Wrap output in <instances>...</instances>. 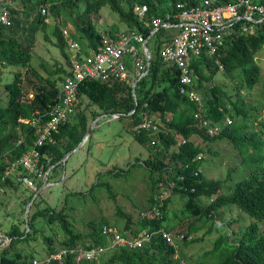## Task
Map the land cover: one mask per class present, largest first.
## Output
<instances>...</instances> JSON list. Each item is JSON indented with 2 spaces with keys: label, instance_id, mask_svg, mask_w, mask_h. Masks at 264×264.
I'll use <instances>...</instances> for the list:
<instances>
[{
  "label": "trees",
  "instance_id": "obj_1",
  "mask_svg": "<svg viewBox=\"0 0 264 264\" xmlns=\"http://www.w3.org/2000/svg\"><path fill=\"white\" fill-rule=\"evenodd\" d=\"M199 1L10 0V3H7L5 0L13 15V23L9 27L0 24V72L5 67L27 68L29 66L36 32L46 27V15L41 14L39 6H46L53 15L67 17L76 32L72 38L78 41L82 51L87 53L86 49L84 50L85 47L96 50L101 43L102 34L92 23V16L98 14L103 7L108 6L126 30H136L147 38L151 34V28L145 27L139 20L133 11L134 5L146 7L147 18L150 19L164 17L178 2L194 5ZM11 3H20L21 6L27 7L29 12H34L38 8L35 18L22 21L19 19L22 14L21 8L11 6ZM25 16H28V12ZM117 29V26L113 25L105 35L115 38ZM162 34L163 32L159 31L150 37V39L157 38L154 42V55L151 53L148 73L138 81L134 96L129 78L107 82L85 81L79 86L75 102V117L73 120L71 117L60 127L59 132L40 148V162L45 170L51 166L54 169L64 155L74 150L81 142L87 126L84 114L77 110L79 108L77 101L79 94H84L98 107L100 111L98 115L119 114L117 120L121 118L129 120L126 125L127 130L140 145L151 150L156 147V142L152 145L151 141L157 138L168 146H177L166 156V162L165 158L163 159L162 155L154 149L151 150L148 158L142 161L141 164L148 170V175L152 179V190L154 192L157 190V194L153 192L156 198L149 197L151 205L148 210L139 214L136 221L119 211L118 215L125 220L122 228L116 227L120 234L127 237L145 229L155 231L162 228L172 231V228L187 216L184 215L180 219L175 214L177 218L173 220L168 216L170 195L178 194L185 200L183 209L185 208L188 211L187 214L195 218L186 227L185 236L195 234L199 230L197 222L207 226L205 235H210L215 223L218 225L220 222L222 211L228 206H235L238 211L252 219L246 225L234 227L238 221L227 224L229 234H220L214 240L212 248L205 252L204 258L199 259L196 264H264V231L260 230L258 225L264 221V122L257 120L254 115L259 113L258 108L248 104L251 98L248 91H252L261 81V67L254 57L264 44V34L258 32L254 36H238L227 43L226 48L222 50L221 69L225 74L236 72L240 77V84L233 88L232 97L225 94L219 86L210 85L213 74L219 71V66L207 57L191 64L192 73L195 76L194 82L188 89V93L181 94L177 69L173 66L166 67L158 53L160 47L158 41ZM53 35L56 39L55 47L69 63L65 36L59 26H55ZM200 64L205 69L201 68ZM211 66H214L215 70L205 73ZM56 72L66 74L63 69ZM203 82L208 83V86L204 87V100L200 104L195 96H190V93L202 88ZM21 84L19 72L14 74L10 83L4 84L7 99L4 107L0 105V190L5 185L15 182L13 177L5 176V171L35 144L39 127L29 124L34 113L38 112L43 116L56 101L58 92L55 80H47L46 84L50 86V90L36 88V93L32 94L31 99L26 97L27 99L22 101ZM241 90H246L248 94L243 96ZM144 114L160 117L162 127L157 134L132 130ZM195 115L199 118H195ZM225 116L228 117V122L220 124ZM45 119L46 117L42 118L43 121ZM202 120H207L210 124H218L221 127L219 132L212 137L205 134L199 127ZM176 136L184 139L179 142V145H177ZM192 136L200 138L206 148L190 140ZM62 139L65 140L63 147L60 146ZM221 141H226L231 148L238 151L237 155L242 158L241 164H245L249 169L247 176L237 181L232 179V181L231 174L236 171V168L232 167L229 168V173L224 180H209L199 171L204 154L216 155L209 145ZM120 172L113 169L109 174L118 176ZM155 178L157 185L154 184ZM104 189L110 193L111 197L113 196L110 185H106ZM162 189L168 191V196L164 199H160ZM35 193L34 191L29 195L25 205ZM37 197L38 194L34 200ZM201 199L209 203L201 206L199 204ZM154 209L158 210L159 215H155ZM69 210H72V207L62 206L59 210H54L46 206L43 209L32 210L28 218V232L25 233L26 228L20 230L18 226H12L6 234L9 238L7 245L0 244V264H31L33 257L28 259L15 247L27 244L38 237L42 238L47 245V256L62 249L106 248L108 241L102 235L101 228L103 225L109 226V222L91 219L86 223L89 230L80 232L73 226L72 221L75 219ZM39 219H43L44 222L41 227L36 226ZM208 222L211 223L208 224ZM54 224L61 230L59 248L53 246L55 232L40 233L44 232L46 226L50 227ZM200 240H203V237L198 241L196 238L191 239L189 242L197 243ZM106 253L107 256L99 261L81 260L78 263H75L74 254L67 253L63 260L50 264H179L183 258L179 253V244L175 248L159 238L142 248H115Z\"/></svg>",
  "mask_w": 264,
  "mask_h": 264
},
{
  "label": "rangeland",
  "instance_id": "obj_2",
  "mask_svg": "<svg viewBox=\"0 0 264 264\" xmlns=\"http://www.w3.org/2000/svg\"><path fill=\"white\" fill-rule=\"evenodd\" d=\"M10 3V0H6ZM11 6L21 8L22 14L19 19L26 21L33 20L37 13L29 12L27 7L21 6L20 3H11ZM48 6V5H47ZM28 16H25L27 14ZM45 29L40 28L35 35V40L31 48V61L27 68L25 67H5L0 72V105L5 106L7 99V92L4 89L5 83H10L13 80L15 73L19 72L22 79V94L21 100L25 101L29 94H35L36 88L41 87L45 90H50V86L46 84L47 80H55L56 87L59 89L64 74L56 72L59 69L64 71L68 68V63L62 56L60 51L55 47L56 39L53 35L55 26H59L62 32L66 31L68 39H73L72 36L76 34L75 29L71 25L70 20L63 16L53 15L48 11L45 16ZM92 23L97 31L102 35L106 34L113 25L117 26V34L125 31L126 28L118 20L116 14L111 12L108 6L103 7L98 14L92 16ZM170 32H164L159 38H165ZM157 38H152L148 41V49L154 55V42ZM74 40V39H73ZM76 41V40H75ZM78 42V41H77ZM88 53L91 49L85 47ZM69 54V52H68ZM70 56V54H69ZM256 63L261 67L262 75L261 81L255 86L252 91H248L251 97L248 104L258 108L259 113L254 114L257 120L264 122V44L254 57ZM201 68L205 69L202 64ZM215 66V65H214ZM211 66L205 73L214 71L215 67ZM129 82L133 83L135 77L133 70L130 67ZM212 76L210 85H217L221 90L231 97L233 96L234 87L240 84V77L236 72L225 74L223 69L219 68ZM208 83L203 82L202 88L193 90L194 96L200 104L204 100V87ZM243 96L248 94L246 90H241ZM247 100V99H246ZM80 112H82L86 119V128L89 131L87 139L73 151L66 153L65 159L49 173L48 182L53 185L42 188L38 193V197L32 201L28 212V218L32 210L39 208L43 209L46 206L59 210L62 206L72 207L69 210L71 216L75 219L72 221L73 226L80 232H87L89 228L86 223L91 219L107 220L109 226L112 228H122L125 220L118 215L119 211L123 215H129L133 221L139 218V214L148 210L149 197L155 199L153 195L151 178L148 175V170L141 164L143 160L147 159L151 150L159 152L164 161H167L168 154L176 149L177 146H168L163 141L156 138V147L148 149L140 145L129 134L128 121L126 118H111L109 115H98L99 109L93 104L90 99L84 94H79L77 101ZM76 109L74 110L75 117ZM160 119L158 115H155ZM254 116V117H255ZM228 117L225 116L220 124L225 123ZM190 140L201 144L204 149L205 143L200 138L192 136ZM65 145V140H61V147ZM79 145V144H78ZM209 147L216 153V155L204 154L203 163L199 171L209 180H224L229 173V168L235 167L236 171L231 174V180L237 181L249 174V169L245 164H241V156L237 155V150L231 148V145L226 141L216 142L210 144ZM235 150V151H234ZM139 160V162L137 161ZM121 171L118 176L109 174L111 170ZM233 172V171H232ZM232 180V181H233ZM154 184L157 185V179H154ZM16 182V181H15ZM5 185L0 190V240L2 246H6L8 237L6 234L10 231L12 226H18L20 230L25 227V205L29 195L32 191L20 184L16 183ZM99 183V185H97ZM38 184V183H37ZM110 185L113 196L106 192L104 187ZM41 187V186H40ZM39 187V188H40ZM38 188V189H39ZM166 189H162L161 196H168ZM157 194V190L154 192ZM85 194V195H82ZM171 201L169 203L168 216L173 220L175 214L181 219L172 228L174 233L186 234V227L194 220L184 207L185 200L178 194H171ZM158 198V197H157ZM209 203L207 200L201 199L199 204L205 206ZM32 207V208H31ZM183 209V210H182ZM222 217L219 220L221 224L215 223L210 235H205L206 227L197 222L199 230L190 236L196 238L203 237L200 242H181L179 243V253L181 258L179 264H196L201 258H204V253L210 250L213 246L214 240L220 235L229 234L227 224L238 221L234 227L238 225H246L251 222V218L246 214L238 211L235 206L225 207L222 211ZM177 218V217H176ZM175 218V219H176ZM171 220V221H172ZM36 225L41 227L43 219H39ZM211 222H208L210 224ZM259 229L264 231V221L259 223ZM117 227V228H116ZM52 228V230H51ZM55 232L53 238V246L59 248V241L61 240V230L58 225L46 226L44 232L40 233L51 234ZM41 234H39L41 236ZM47 245L40 237L38 239L28 242L27 244L17 245L16 250L22 252L28 259L41 261L46 254ZM107 253L102 254L97 258H105ZM179 255H177L178 257ZM209 264V263H206Z\"/></svg>",
  "mask_w": 264,
  "mask_h": 264
},
{
  "label": "built area",
  "instance_id": "obj_3",
  "mask_svg": "<svg viewBox=\"0 0 264 264\" xmlns=\"http://www.w3.org/2000/svg\"><path fill=\"white\" fill-rule=\"evenodd\" d=\"M40 11L42 15L48 13L46 6H41ZM133 11L145 27L151 28L149 37L145 38L136 30H125L117 34L115 38L102 35L97 49L84 53L80 44L66 38L68 34L66 31L63 32L70 56L56 101L43 116L38 112L34 113L29 124L39 127L35 144L11 164L5 171V176L13 177L14 181L32 192L53 185L48 182L51 167L45 170L40 162V148L50 141L52 136L59 132L60 127L73 116L79 86L85 81L126 80L129 78L130 67L135 79H142L148 73L151 59V51L143 45L144 43L148 45L151 35L159 31L170 32L167 37L159 38L158 53L166 67L173 66L177 69L179 92L186 94L195 78L191 69L193 62L207 57L222 68L220 57L227 43L238 36L249 37L258 32L264 34V0H231L229 2L200 0L194 5L178 2L164 17L150 19L147 18V10L144 6L134 5ZM12 23L13 15L5 0H0V24L9 27ZM190 96L194 97L193 92ZM27 98L31 99L32 94H29ZM109 116L117 118L116 114ZM43 117H46L44 121ZM195 118L199 116L195 115ZM227 122L226 119L224 124ZM161 127L158 117L144 114L132 130L157 134ZM199 127L210 137L216 135L221 128L218 124H210L207 120L200 121ZM176 138L177 145L180 141H184L180 136ZM155 142L156 140H152L151 144L154 145ZM38 185L41 186L39 189ZM163 193L165 194V192L161 194ZM165 197L160 195V199ZM154 212L155 215H159L157 209H154ZM101 232L108 241L106 248L62 249L45 256L41 261L33 260L31 264H50L61 261L67 253L74 254L75 263L81 260H97L110 249H138L151 244L156 238L175 248L180 242L193 239L190 235L185 236L163 228L155 231L145 229L125 237L115 228L103 225Z\"/></svg>",
  "mask_w": 264,
  "mask_h": 264
},
{
  "label": "water",
  "instance_id": "obj_4",
  "mask_svg": "<svg viewBox=\"0 0 264 264\" xmlns=\"http://www.w3.org/2000/svg\"><path fill=\"white\" fill-rule=\"evenodd\" d=\"M144 47H147L146 46V43H144V45H143ZM138 79H135L134 80V82L132 83V85H131V88H132V94H133V96H134V92H135V88H136V85H137V83H138ZM133 112V111H132ZM120 115L118 114L117 115V117H119ZM88 135H89V131L88 132H86L85 134H84V136H83V138H82V140H81V142L79 143V145H78V147L87 139V137H88ZM76 150V149H75ZM73 151V150H72ZM63 159H65V156L63 157ZM41 191V189H39L36 193H35V195L32 197V199L28 202V204L26 205V208H25V216H24V221H25V227H26V230H25V233H27L28 232V212H29V209H30V206H31V203H32V201L34 200V197L39 193ZM9 239V238H8ZM0 244H1V240H0Z\"/></svg>",
  "mask_w": 264,
  "mask_h": 264
},
{
  "label": "crops",
  "instance_id": "obj_5",
  "mask_svg": "<svg viewBox=\"0 0 264 264\" xmlns=\"http://www.w3.org/2000/svg\"><path fill=\"white\" fill-rule=\"evenodd\" d=\"M150 41V40H149Z\"/></svg>",
  "mask_w": 264,
  "mask_h": 264
}]
</instances>
